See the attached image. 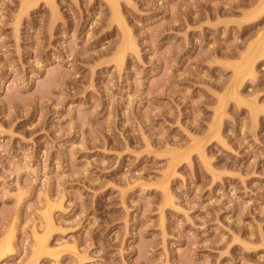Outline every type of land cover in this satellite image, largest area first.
I'll return each mask as SVG.
<instances>
[{"label": "rangeland", "instance_id": "1", "mask_svg": "<svg viewBox=\"0 0 264 264\" xmlns=\"http://www.w3.org/2000/svg\"><path fill=\"white\" fill-rule=\"evenodd\" d=\"M0 256L264 264V0H0Z\"/></svg>", "mask_w": 264, "mask_h": 264}, {"label": "bare ground", "instance_id": "2", "mask_svg": "<svg viewBox=\"0 0 264 264\" xmlns=\"http://www.w3.org/2000/svg\"><path fill=\"white\" fill-rule=\"evenodd\" d=\"M251 61L253 60V59H250ZM250 62V61H249ZM251 65H253V62H251ZM248 66L249 65H247V69H248ZM251 68V67H250ZM47 220V219H46ZM47 222V221H46ZM49 233V232H48ZM44 240V239H43ZM40 241V240H39ZM8 243V242H7ZM6 243V244H7ZM45 244V243H44ZM39 245V244H38ZM5 247H7V245L5 246ZM40 247H41V245H40ZM45 247V246H44ZM45 249V248H44ZM38 250V249H37ZM41 250H43V248L41 249ZM7 251V250H6ZM40 252V251H39ZM36 254H37V252H35ZM1 257V256H0Z\"/></svg>", "mask_w": 264, "mask_h": 264}]
</instances>
